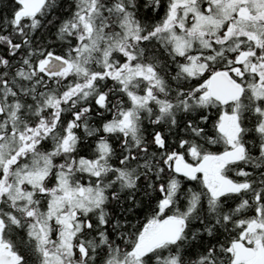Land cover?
Wrapping results in <instances>:
<instances>
[{
    "label": "snow or ice",
    "instance_id": "1",
    "mask_svg": "<svg viewBox=\"0 0 264 264\" xmlns=\"http://www.w3.org/2000/svg\"><path fill=\"white\" fill-rule=\"evenodd\" d=\"M0 264H264V0H0Z\"/></svg>",
    "mask_w": 264,
    "mask_h": 264
}]
</instances>
